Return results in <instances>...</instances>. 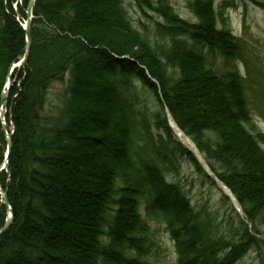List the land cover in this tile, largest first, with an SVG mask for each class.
Masks as SVG:
<instances>
[{
    "label": "trees",
    "instance_id": "obj_1",
    "mask_svg": "<svg viewBox=\"0 0 264 264\" xmlns=\"http://www.w3.org/2000/svg\"><path fill=\"white\" fill-rule=\"evenodd\" d=\"M132 1L151 26L134 28L124 0H35L28 56L6 103L13 134L0 187L12 223L0 264H145L150 225L170 237L175 264H236L249 251L264 264V135L236 67L245 60L228 3L187 0L191 22L170 0ZM13 2L0 0V91L23 55L24 14ZM148 96L154 114L139 104ZM164 107L247 224L236 215L219 227L191 205L175 179L184 161L215 183L175 141ZM4 150L0 130V163ZM5 216L0 202V229Z\"/></svg>",
    "mask_w": 264,
    "mask_h": 264
},
{
    "label": "rangeland",
    "instance_id": "obj_2",
    "mask_svg": "<svg viewBox=\"0 0 264 264\" xmlns=\"http://www.w3.org/2000/svg\"><path fill=\"white\" fill-rule=\"evenodd\" d=\"M221 1L223 0H215L216 9H218ZM224 1L228 3L225 14L231 30L237 35L243 48L245 66L237 63L236 67L245 79L247 104L253 116V122L264 134V8L257 4L263 2L262 0H255V2L250 0ZM23 2L24 0H14L13 5L16 4V11L20 8L25 15ZM171 3L181 18L190 20L186 0H171ZM124 6L134 28L139 27L138 22L152 25V20L143 17L141 10L132 0H124ZM148 15L149 17H155L152 14ZM205 59L208 68L220 73L225 71L226 65L219 57L211 59L210 56H206ZM51 89L53 93H56L60 90V87L54 85ZM139 104L141 107L148 109L151 114L157 111L151 96L142 97ZM175 176L180 186L187 192L191 205L195 208H203L202 210H205L213 219H216L219 227H223L226 221L234 218L218 190L198 176L187 163L184 162L180 165V169H178ZM150 230L153 250H155L151 259L152 264H175L174 249L168 234L157 225H150ZM237 264H257V254L250 251Z\"/></svg>",
    "mask_w": 264,
    "mask_h": 264
},
{
    "label": "water",
    "instance_id": "obj_3",
    "mask_svg": "<svg viewBox=\"0 0 264 264\" xmlns=\"http://www.w3.org/2000/svg\"><path fill=\"white\" fill-rule=\"evenodd\" d=\"M34 1L35 0H28L27 6H26V11H25V16H26V22L25 26L23 28L24 33H25V45L23 48V57L19 62V65L17 64H11L8 68V72L6 75V91H2L0 94V106L7 100L8 92L11 87V79L10 75L14 69L17 67L21 66L24 64L25 59L28 55L29 51V46H30V27H31V22H32V11H33V6H34ZM2 131L5 132V125L2 124ZM13 131V127H12ZM11 151V134L6 138V159L4 160L2 167H0V171L5 170L7 171V159ZM0 199L3 203V206L5 207L8 215L6 216V219L4 221V224L2 228L0 229V237L7 232V230L10 227L11 221H12V216H11V210L8 204L7 196H6V191L0 190Z\"/></svg>",
    "mask_w": 264,
    "mask_h": 264
},
{
    "label": "bare ground",
    "instance_id": "obj_4",
    "mask_svg": "<svg viewBox=\"0 0 264 264\" xmlns=\"http://www.w3.org/2000/svg\"><path fill=\"white\" fill-rule=\"evenodd\" d=\"M178 131H175V133H176V135L178 136V133H177ZM180 137H181V135H180ZM188 137V136H187ZM189 138V137H188ZM190 139V138H189Z\"/></svg>",
    "mask_w": 264,
    "mask_h": 264
}]
</instances>
